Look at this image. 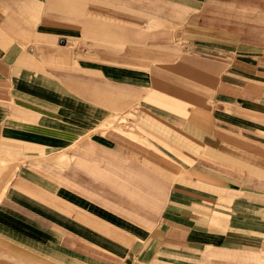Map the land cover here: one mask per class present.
<instances>
[{
	"label": "crops",
	"instance_id": "0c3cea01",
	"mask_svg": "<svg viewBox=\"0 0 264 264\" xmlns=\"http://www.w3.org/2000/svg\"><path fill=\"white\" fill-rule=\"evenodd\" d=\"M0 137V264H264V0H0Z\"/></svg>",
	"mask_w": 264,
	"mask_h": 264
},
{
	"label": "rangeland",
	"instance_id": "374dc122",
	"mask_svg": "<svg viewBox=\"0 0 264 264\" xmlns=\"http://www.w3.org/2000/svg\"><path fill=\"white\" fill-rule=\"evenodd\" d=\"M128 117L130 116L128 115ZM119 120L120 118L118 117V121ZM14 148V144L0 137V197L19 164ZM3 249L4 248L0 246V263L3 261L5 262V259H7L6 262L8 263H14L13 260L4 253Z\"/></svg>",
	"mask_w": 264,
	"mask_h": 264
}]
</instances>
